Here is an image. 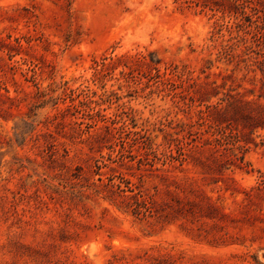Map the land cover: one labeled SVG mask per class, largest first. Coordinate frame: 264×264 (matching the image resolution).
<instances>
[{
  "label": "rangeland",
  "instance_id": "374dc122",
  "mask_svg": "<svg viewBox=\"0 0 264 264\" xmlns=\"http://www.w3.org/2000/svg\"><path fill=\"white\" fill-rule=\"evenodd\" d=\"M0 264H264V0H0Z\"/></svg>",
  "mask_w": 264,
  "mask_h": 264
},
{
  "label": "trees",
  "instance_id": "16d2710c",
  "mask_svg": "<svg viewBox=\"0 0 264 264\" xmlns=\"http://www.w3.org/2000/svg\"><path fill=\"white\" fill-rule=\"evenodd\" d=\"M92 116H93V115H92ZM92 116H91V117H92ZM93 117H94V116H93Z\"/></svg>",
  "mask_w": 264,
  "mask_h": 264
}]
</instances>
